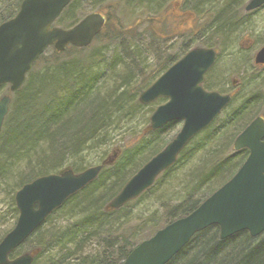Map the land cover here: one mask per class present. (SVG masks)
<instances>
[{"label": "trees", "instance_id": "obj_1", "mask_svg": "<svg viewBox=\"0 0 264 264\" xmlns=\"http://www.w3.org/2000/svg\"><path fill=\"white\" fill-rule=\"evenodd\" d=\"M21 1L0 0V23L17 13ZM168 1L86 0L91 11H99L103 5H122L134 13L148 12L163 36L156 34L149 19L145 20V32L133 35L120 16L109 11L91 44L69 45L64 51L49 47L39 55L18 90L10 92L7 84L0 85V97L11 95L0 131V193L8 199L13 225L18 215L14 195L22 185L65 167L80 172L86 168L82 165L84 153H98L119 124L134 123L138 118L144 124L139 136L137 129L130 131L132 139H137L135 143L122 144L114 163L104 166L95 180L70 195L10 257L23 252V246L27 248L24 251L38 250L32 264H120L139 241L194 210L246 159L248 149L235 151L233 141L256 115H264V95L260 91L240 94L242 81L229 104L153 185L122 207L106 209L130 176L167 143L166 136L175 124L143 133L150 114L165 99L148 105L138 101L144 89L192 48L183 40L175 50L177 35L168 34L169 27L163 23L158 26L157 17ZM246 1H183L186 14L199 22L195 31L179 38L189 37L193 47L217 50L216 62L203 83L208 90L228 91L222 87L217 64L227 51L237 62L233 34L251 24L253 13L244 10ZM87 13L83 0H71L55 25L70 27ZM239 49L240 53L244 48ZM105 155L106 151L101 161ZM176 184L175 202L164 211L153 210L144 217L137 213L143 199L156 195L160 199ZM4 217L0 215V221ZM11 228L0 234V240ZM167 264H264V232L251 237L242 231L222 240L219 228L213 225L195 234Z\"/></svg>", "mask_w": 264, "mask_h": 264}, {"label": "water", "instance_id": "obj_2", "mask_svg": "<svg viewBox=\"0 0 264 264\" xmlns=\"http://www.w3.org/2000/svg\"><path fill=\"white\" fill-rule=\"evenodd\" d=\"M71 0H22L19 10L0 24V84H9L14 92L21 87L33 63L44 50L53 46L63 51L68 45L88 46L101 31L105 17L91 12L69 28L53 25ZM264 0H249L246 11L260 8ZM248 42H252L247 38ZM217 51L212 47H194L160 74L138 96L147 105L162 97L149 117L147 133L170 122H181L179 131L155 155L147 160L107 203L106 209H118L139 197L161 172L174 164L190 140L210 125L231 101V94L207 90L202 83L214 65ZM255 64H264V44L254 55ZM233 77L231 84L237 86ZM10 96L0 98V130L9 110ZM234 149L249 153L235 174L186 216L175 219L136 245L121 264H166L188 244L193 235L209 226L219 227L220 238L241 231L256 237L264 231V118L257 115L237 135ZM117 151L102 163L75 173L65 168L35 178L19 188L14 196L18 217L14 227L0 240V264H32L37 250L14 258L17 249L46 217L73 193L95 180L102 167L113 164Z\"/></svg>", "mask_w": 264, "mask_h": 264}, {"label": "rangeland", "instance_id": "obj_3", "mask_svg": "<svg viewBox=\"0 0 264 264\" xmlns=\"http://www.w3.org/2000/svg\"><path fill=\"white\" fill-rule=\"evenodd\" d=\"M111 3L113 4L114 2ZM83 7L87 12H90L92 9L87 4L86 0H83ZM98 10L103 13L111 11V13L119 15L126 29L129 30L128 32L133 33V35H138L139 31L145 32L143 31V29L145 28L146 23L143 22L141 24H136V22H141V19L144 18L141 13H134L133 11H130L128 8H125L122 5H116V7L114 8L103 5L98 7ZM250 16L251 24H249L246 29L237 31L233 34L232 49L234 47L237 50V62H233L234 55L228 56L229 52L227 51L224 53L223 57L219 59L217 68L220 74L219 79H221L220 82L223 83L222 87L224 89L230 90V80L233 77H236L244 82V85L240 89V94L252 95L254 91H260L264 95V66H255L253 62V57L256 50L264 43V7L253 12ZM189 18L190 17L185 16V20H183L177 26H174V24H172L171 26L173 28L168 26L169 29L166 32H168V34H170L171 36H173L174 33H176L175 35H177L174 45L175 50L183 40L189 43L190 47L194 46L191 43L192 40H190L189 37L179 38L180 34H190L197 29V22H199V19L190 20ZM169 20L171 19L169 18ZM170 23L171 22H169V24ZM149 27L151 28V26ZM152 29L158 36H163V31L157 28L156 24ZM247 38H250L252 42H248ZM129 39L130 38H128V40ZM240 45L244 49L239 53V48L241 47ZM111 48H113V45H111L109 49ZM249 79L253 81L249 82ZM5 90L6 88L3 89V91ZM262 110L264 111V102L261 107V112ZM139 120L140 119L138 118L134 121V123L125 122L123 124H119V127L112 132L110 141H107L106 145L99 149L98 153H89L87 151L84 153V155L82 156V165H84L86 168L95 166L100 163L104 151L107 152V156L112 155L115 149L122 146V144H125L126 142L135 143V140L137 139H132L130 131L137 129L138 136L141 134L144 124L139 122ZM179 128L180 124H175L172 127V131L169 132L166 136V142H168V140L172 138V136L179 130ZM146 136L147 135H145V137ZM178 190L179 185L176 184L170 186L168 190L165 191L164 195L161 194L162 196L160 197V199L156 197L157 195L155 196L156 198L151 197L150 199H143L137 206V213L144 217L153 210H158L159 212L164 211L165 206L167 207L175 202ZM2 214H5V217L4 221H0V234L11 228L14 223V219L12 218L11 212L9 211L8 199L4 196V194L0 193V215ZM21 249L22 251L27 250V248H23V246Z\"/></svg>", "mask_w": 264, "mask_h": 264}, {"label": "flooded vegetation", "instance_id": "obj_4", "mask_svg": "<svg viewBox=\"0 0 264 264\" xmlns=\"http://www.w3.org/2000/svg\"><path fill=\"white\" fill-rule=\"evenodd\" d=\"M183 1L184 0H169L168 4L165 8V10L161 13V15H159L157 18L159 19L158 22V26L162 27V23L164 25L170 26L171 28H173L171 25L174 24V26L179 25L183 20H185V16L190 17L189 19L192 20L194 19V16H191L190 14H186V10L183 7ZM135 13H141V12H135ZM145 16H144V15ZM142 15L144 18L141 19V22L138 21L136 22V24H141V23H145V20H148V23L151 24V26L154 27V17H148V12H144ZM169 18L171 20H169ZM150 21V22H149ZM169 22H171L169 24ZM153 24V25H152ZM176 34V33H174ZM233 90V89H232ZM235 91V90H233Z\"/></svg>", "mask_w": 264, "mask_h": 264}]
</instances>
